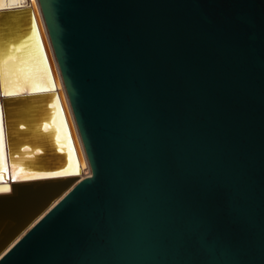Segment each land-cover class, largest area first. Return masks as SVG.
Masks as SVG:
<instances>
[{"label": "water", "instance_id": "obj_1", "mask_svg": "<svg viewBox=\"0 0 264 264\" xmlns=\"http://www.w3.org/2000/svg\"><path fill=\"white\" fill-rule=\"evenodd\" d=\"M38 4L92 175L36 3L6 0L0 264H264V0Z\"/></svg>", "mask_w": 264, "mask_h": 264}, {"label": "bare ground", "instance_id": "obj_2", "mask_svg": "<svg viewBox=\"0 0 264 264\" xmlns=\"http://www.w3.org/2000/svg\"><path fill=\"white\" fill-rule=\"evenodd\" d=\"M13 1L15 2L16 0H9L10 3L13 2ZM34 2L36 3L37 9H38V13H39V16H40V21H41V24H42V27H43V30H44V34H45V36L47 38V41H48V44H49V47H50V50H51L52 62H53V66H54L55 73H56V82H57L56 91L62 95V97H63V99L65 101V105L67 107V111H68L69 116L71 118V122H72L73 128L75 130V133H76V136H77V139H78V142H79L80 150H81V153H82V156H83V159H84V168H83L82 172L79 173L78 178H77L75 184L73 185V187H74L79 182H81L83 179L91 176L92 175V169H91V165H90V162L88 160V157H87V154H86L82 139H81L79 131H78V127H77L75 116H74V113H73V109H72V106H71V103H70V100H69L67 89H66V86H65V83H64V80H63V76H62V73H61V70H60V67H59V64H58V61H57V58H56V55H55V52H54V49H53V46H52V43H51V40H50V37H49V34H48V30H47V27H46L42 12L40 10V6L38 4V0H34ZM5 3H6V0H0V6L5 5ZM28 42L32 43V40H29ZM32 74L33 75L31 76V78H29L30 74L28 75V77H27L28 79H27L26 82H20L21 80H19V79L17 80V79H14V78L11 81H8V87H9L8 89H10V90H20V89H23V88H30V90H34V89H44V88L54 87V84L52 83V80H50L49 76L47 75L46 68L44 67V64L39 66L35 70V72L32 73ZM30 79H31V81H30ZM25 86H27V87H25ZM5 91H7V88L5 89ZM54 103H56V101H54ZM53 105L54 104H52L51 106H53ZM53 108L56 109V107H52L51 110H54ZM54 112H56V113H55V116H54V121L52 123L54 124L55 128H56V125H57L58 136L60 138H65V140H66V127H65L63 121H61L62 119H61L60 113L57 110L54 111ZM45 126H47V125H45ZM4 139L5 138H3L2 142H1V146H3V149H4ZM65 149H69V148L65 147ZM3 152L4 153L0 152V159L4 157V160H5V158H6L5 154L6 153H5L4 150H3ZM2 155H3V157H2ZM70 155H72V154H70ZM70 160H71L70 162L73 163V159H70ZM1 163L2 162L0 161V164ZM74 164H75V161H74ZM15 175H17V176L20 175L21 177H23V176L29 175V173L21 172V173L15 174ZM5 189H6V187H1L0 188V190H5ZM63 197L57 199V201H55L52 206H54L56 203H58ZM48 210H50V209H48Z\"/></svg>", "mask_w": 264, "mask_h": 264}, {"label": "snow or ice", "instance_id": "obj_3", "mask_svg": "<svg viewBox=\"0 0 264 264\" xmlns=\"http://www.w3.org/2000/svg\"><path fill=\"white\" fill-rule=\"evenodd\" d=\"M58 174V173H57Z\"/></svg>", "mask_w": 264, "mask_h": 264}]
</instances>
